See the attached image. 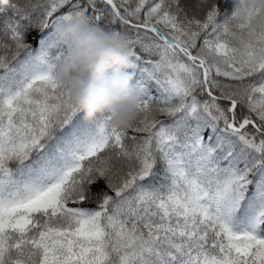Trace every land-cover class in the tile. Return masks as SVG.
Instances as JSON below:
<instances>
[{"label":"snow or ice","instance_id":"snow-or-ice-1","mask_svg":"<svg viewBox=\"0 0 264 264\" xmlns=\"http://www.w3.org/2000/svg\"><path fill=\"white\" fill-rule=\"evenodd\" d=\"M80 16L127 127L56 80ZM0 264H264V0H0Z\"/></svg>","mask_w":264,"mask_h":264},{"label":"clouds","instance_id":"clouds-1","mask_svg":"<svg viewBox=\"0 0 264 264\" xmlns=\"http://www.w3.org/2000/svg\"><path fill=\"white\" fill-rule=\"evenodd\" d=\"M59 36L71 42V51L57 67L56 80L67 86L85 119L109 113L113 126L127 127L136 116L137 100L125 38L95 29L85 16L63 24Z\"/></svg>","mask_w":264,"mask_h":264}]
</instances>
